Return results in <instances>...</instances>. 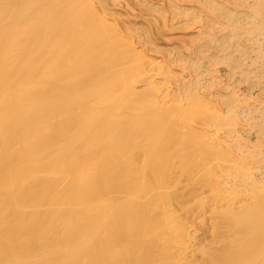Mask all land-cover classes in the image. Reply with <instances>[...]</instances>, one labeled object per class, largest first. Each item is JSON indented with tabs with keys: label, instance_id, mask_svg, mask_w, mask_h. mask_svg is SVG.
<instances>
[{
	"label": "bare ground",
	"instance_id": "1",
	"mask_svg": "<svg viewBox=\"0 0 264 264\" xmlns=\"http://www.w3.org/2000/svg\"><path fill=\"white\" fill-rule=\"evenodd\" d=\"M179 1L0 0V264H264L253 207L226 209L219 254L156 182L196 159L192 135L206 161L221 130L264 132V0ZM175 17L199 25L193 58L147 55Z\"/></svg>",
	"mask_w": 264,
	"mask_h": 264
},
{
	"label": "rangeland",
	"instance_id": "2",
	"mask_svg": "<svg viewBox=\"0 0 264 264\" xmlns=\"http://www.w3.org/2000/svg\"><path fill=\"white\" fill-rule=\"evenodd\" d=\"M132 1L134 2V0ZM186 1V3L184 1H179V3L181 2L183 7L190 6L191 1ZM195 3L192 4L196 7L198 2L196 5ZM137 7H135L137 11H142L140 9L143 8ZM166 8L169 9V7ZM146 10L141 12L142 15L138 19L135 18L143 26H148L152 16H154L153 14H155L150 10ZM173 19L170 18L165 26L164 24L159 25V29L161 27L162 30L158 29L153 33L150 42L152 45L149 44L152 50L149 47L146 48L147 55L160 58L169 54V58L173 55L172 51H174L189 56L187 54L188 46L194 47L197 42L199 43V38L196 37V30H198L199 25L182 24L184 18L181 19L180 17ZM149 50L153 53H150ZM188 56L189 59L192 57ZM218 65V75L220 74L221 79H227L228 77L225 75L227 72L223 73L224 67ZM179 70L181 69L174 68L175 73L178 75L184 74L182 70V72ZM181 75L178 77H181ZM228 83H234V79L229 80ZM246 83L243 81L241 84H234L237 93L244 94L242 98L249 97L246 96L248 94L245 90L248 85ZM219 87L220 85H218L216 91L221 90L222 92V88L219 90ZM248 101L256 102V109L264 108V98H262L260 92H253L252 98ZM218 106L221 107L220 104ZM220 132L217 138L226 145V150L222 151L223 153H215L211 158L204 161L197 150L198 144H201L203 134L192 135L187 140L189 147L188 149L186 147L185 151L195 152L196 159H191L189 164L182 168H167L166 173L160 175L156 180V182L160 181L165 184L167 188L165 199L169 207L174 209L175 218L183 222L185 228L198 243L201 241V244H205L211 242L212 239V242H215L216 245V252L219 254L226 246L227 243L225 242L229 241L230 237L236 236L234 229H228L229 220L226 209L235 210L239 213L243 209L253 207L256 214L249 211L247 215H256L260 218V221H264V132L258 133L257 128L256 130L247 131L239 129L238 132H234L232 135L228 134L229 132L226 133L224 129ZM231 154L238 160V163H234ZM167 158L173 160L174 156L167 153ZM202 161L204 162L201 163ZM254 179L258 181L254 182ZM213 189L216 191L215 196L212 193ZM220 196L229 199L222 200L219 199ZM258 242L260 241H255L252 245ZM195 252H199V250ZM258 258H260V255ZM258 258L253 256L250 257L252 261L246 260V262L252 263Z\"/></svg>",
	"mask_w": 264,
	"mask_h": 264
}]
</instances>
